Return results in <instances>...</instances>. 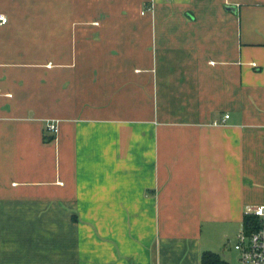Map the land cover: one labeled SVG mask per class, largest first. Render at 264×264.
Wrapping results in <instances>:
<instances>
[{"label":"crops","instance_id":"0c3cea01","mask_svg":"<svg viewBox=\"0 0 264 264\" xmlns=\"http://www.w3.org/2000/svg\"><path fill=\"white\" fill-rule=\"evenodd\" d=\"M0 13V264L225 259L264 205V0Z\"/></svg>","mask_w":264,"mask_h":264},{"label":"built area","instance_id":"2783aa9c","mask_svg":"<svg viewBox=\"0 0 264 264\" xmlns=\"http://www.w3.org/2000/svg\"><path fill=\"white\" fill-rule=\"evenodd\" d=\"M7 20V16L0 13V25L5 24ZM49 128L57 131L54 124H50ZM251 216L253 220L251 229H246L242 225L234 249L239 253L240 264H264V205L255 206Z\"/></svg>","mask_w":264,"mask_h":264},{"label":"trees","instance_id":"16d2710c","mask_svg":"<svg viewBox=\"0 0 264 264\" xmlns=\"http://www.w3.org/2000/svg\"><path fill=\"white\" fill-rule=\"evenodd\" d=\"M252 216L249 215L245 218L244 227L251 229ZM200 264H229L221 255L214 251H203L200 256Z\"/></svg>","mask_w":264,"mask_h":264},{"label":"rangeland","instance_id":"374dc122","mask_svg":"<svg viewBox=\"0 0 264 264\" xmlns=\"http://www.w3.org/2000/svg\"><path fill=\"white\" fill-rule=\"evenodd\" d=\"M238 231L236 232V234L234 235L233 238H231V241H233V244H231L228 248V252L225 256V259L228 261L229 264H240L239 261V253L237 250L234 249V244L237 242V234ZM217 253H219V251H217ZM220 254V253H219ZM221 257H223L222 254H220Z\"/></svg>","mask_w":264,"mask_h":264}]
</instances>
